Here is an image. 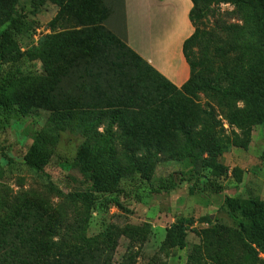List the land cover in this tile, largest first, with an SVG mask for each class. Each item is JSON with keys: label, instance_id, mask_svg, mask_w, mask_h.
Segmentation results:
<instances>
[{"label": "rangeland", "instance_id": "obj_1", "mask_svg": "<svg viewBox=\"0 0 264 264\" xmlns=\"http://www.w3.org/2000/svg\"><path fill=\"white\" fill-rule=\"evenodd\" d=\"M94 4L88 17L77 0H67L65 8L52 0H0V31L8 25L1 21L4 12L25 17L26 29L17 39L22 53L66 34L86 42L51 67L30 64L29 85L9 93L26 116L12 126L0 122V264H264V242H254L251 224L226 206L228 198L242 205L264 201L262 116L245 133L223 120V109L204 95L194 99L170 87L126 49L123 0ZM244 7L212 3L197 24L201 38H209L204 48L193 50L197 70L210 68L215 75L231 68L235 55L220 58L217 50L258 41ZM223 23L232 26L230 35L220 32ZM208 106L228 137L223 169L197 150L193 162L152 148L151 155L131 152L173 141L175 123ZM65 112L72 118L64 119ZM79 116L90 121L76 120ZM108 130L114 140L107 139L95 162L121 174L122 193L96 195L86 204L74 194L91 191V183L79 168L67 167L82 147L99 146L97 134ZM38 134L54 142L51 163L40 171L23 161ZM171 180L174 190H159ZM181 226L183 250L174 246ZM49 241L56 244L54 256L37 258Z\"/></svg>", "mask_w": 264, "mask_h": 264}, {"label": "trees", "instance_id": "obj_2", "mask_svg": "<svg viewBox=\"0 0 264 264\" xmlns=\"http://www.w3.org/2000/svg\"><path fill=\"white\" fill-rule=\"evenodd\" d=\"M50 1V0H49ZM60 7L65 8L67 0H52ZM84 4L83 8L89 17L95 6L94 0H77ZM193 10L191 21L195 28L193 36L184 45V55L191 68V77L188 83L181 90L189 97L198 99L200 94L209 100L217 103L223 109V120L228 122L231 127H236L245 133L250 132L249 124L262 116L264 121V0H191ZM212 3L214 5L230 4L245 5L247 11L252 14L256 24V34L258 41L240 45L228 44L217 50L220 58L235 55V62L231 68L223 69L212 74V69L197 70V65L190 60L195 48H204L203 44L209 38L202 39L197 29L198 22L211 12ZM123 8L125 4L123 0ZM2 24L8 22L7 27L0 31V122L6 126L19 123L26 114L23 109L16 107L9 97V93L29 85L33 78V71L30 64L41 62L43 65L50 66L63 57L77 52L81 45L86 44L75 34H66L47 38L42 47L35 52L22 53L17 45V39L23 35L26 29L25 17H14L9 11L2 14ZM232 26L223 23L220 25V32L223 35H230ZM231 31V32H230ZM124 38H127L125 27L124 11ZM112 38H105V41ZM203 40V41H202ZM127 45V44H126ZM133 55L141 59L129 47L126 48ZM142 60V59H141ZM144 61V60H143ZM145 62V61H144ZM146 63V62H145ZM147 64V63H146ZM148 65V64H147ZM149 66V65H148ZM150 67V66H149ZM150 69L170 87L175 88L161 77L154 69ZM239 104L243 108H239ZM64 119L72 118L70 112L61 115ZM76 118V120L90 121L89 117ZM95 115V121H98ZM115 115L111 118L115 119ZM93 127V126H91ZM102 139L99 146L92 148L82 147L77 155L73 167L79 168L85 180L91 183L92 190L89 192H76L74 197L86 204H91L96 195L113 196L122 193V176L116 171L100 169L95 162L97 151L103 149L107 139L114 140V134L110 130L104 134H97ZM106 136V138L104 137ZM173 141L166 143L153 142L142 144L132 153H143L151 155L150 148L157 149L164 155L181 156L185 159L194 161L192 151L197 150L208 155L216 162L219 169L222 166V151L226 144V134L223 123L218 115L210 106L200 108L196 115L190 120L176 122L173 130ZM100 139V140H101ZM53 140L44 135L38 134L34 142L24 157V164L36 170H44L52 160ZM175 184L166 181L164 186L159 187L160 191L174 190ZM226 206L232 213L240 212L242 217L247 220L250 226V237L254 242H264V201L254 199L247 205H242L239 201L228 198ZM209 222L208 219L203 220ZM54 242H46L37 254V258H50L53 255ZM175 247L183 250L187 247L186 231L183 226L178 228Z\"/></svg>", "mask_w": 264, "mask_h": 264}, {"label": "crops", "instance_id": "obj_3", "mask_svg": "<svg viewBox=\"0 0 264 264\" xmlns=\"http://www.w3.org/2000/svg\"><path fill=\"white\" fill-rule=\"evenodd\" d=\"M126 43L177 89L191 77L184 45L195 28L191 0H124Z\"/></svg>", "mask_w": 264, "mask_h": 264}]
</instances>
